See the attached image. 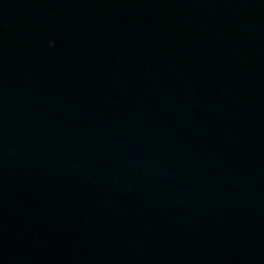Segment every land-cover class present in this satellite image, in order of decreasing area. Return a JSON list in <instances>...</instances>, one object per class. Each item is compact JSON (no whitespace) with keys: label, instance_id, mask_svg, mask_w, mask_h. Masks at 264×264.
<instances>
[{"label":"water","instance_id":"95a60500","mask_svg":"<svg viewBox=\"0 0 264 264\" xmlns=\"http://www.w3.org/2000/svg\"><path fill=\"white\" fill-rule=\"evenodd\" d=\"M0 264H264V0H0Z\"/></svg>","mask_w":264,"mask_h":264}]
</instances>
